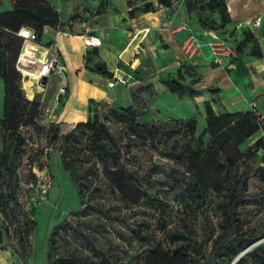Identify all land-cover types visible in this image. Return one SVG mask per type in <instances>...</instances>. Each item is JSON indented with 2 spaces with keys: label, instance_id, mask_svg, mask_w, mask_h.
I'll list each match as a JSON object with an SVG mask.
<instances>
[{
  "label": "trees",
  "instance_id": "16d2710c",
  "mask_svg": "<svg viewBox=\"0 0 264 264\" xmlns=\"http://www.w3.org/2000/svg\"><path fill=\"white\" fill-rule=\"evenodd\" d=\"M140 1L145 2L143 7H138L137 1L128 2L131 18H135L139 11L145 13L153 11L154 2L162 7H171L178 0ZM106 3L102 2V6ZM185 4L187 12L193 15L198 25L197 32L200 36L204 31L215 32L221 36L223 31L230 29L231 33L236 35L237 44L234 46L229 42L236 52L232 62H237L248 55L257 58L262 56L254 33L248 29L238 32L232 23L226 0H185ZM1 5L2 0H0ZM101 13L103 7L96 12V14ZM215 14L218 15V21L215 20ZM71 19L72 15L63 20L61 14L47 0H10V10L0 11V79L4 84L3 116L0 118L2 137L0 182L2 179L6 181L17 178L16 162L24 153L21 127L38 128L35 119L37 106L35 107L33 102L24 100L21 92V77L15 70L24 43L18 33L22 28L31 29L36 33L39 43L51 45V42L44 41V29L50 27L67 32ZM249 45L252 52L248 54L245 51ZM85 67L102 76L113 77L94 47L86 52ZM195 73L196 79L185 84L187 76L193 77ZM199 82L197 67L191 61L184 62L175 77L168 75L163 80L170 92L178 95L179 98L191 99L204 94V90L195 88ZM205 91L210 94V100L204 102L206 127L199 134L196 117L159 122L143 120L142 116L147 114L145 110L154 100L156 92L152 84H140L131 88L134 105L115 108L107 102L91 100L87 122L77 123L67 134H62L59 123H52L45 139L48 147H53L63 138L67 143L79 133L87 132L97 158L102 160L108 157L116 164L115 169L103 168L101 175L106 180L107 186L129 206L128 209L131 211L126 215L136 214V210L133 209L141 205L146 195V187L151 186V179L147 180L137 169H129L126 166L124 163L126 157L133 154V150L136 149L138 153L142 152L141 158L146 159L145 161H152L156 155L172 162L174 171H182L183 174L190 175L186 182L180 183L176 179H172L173 182H166L172 189L178 205L183 208L200 205L204 204L210 194L217 196L215 204L217 224L214 226L217 234L208 255L209 264H264V241L257 243L264 238V233L253 236L244 231L239 213L241 208L264 200V186L255 194L248 192L250 179L260 171V168L255 169L250 160L260 151L264 152L263 119L257 111L229 112L220 102L219 89L209 88ZM151 94L152 99L149 96ZM216 104L223 108L222 112L214 110ZM139 107H143L142 112H138ZM108 123L121 125L124 134H114L109 129ZM259 132L262 135L243 151L241 147ZM137 155L133 154V157ZM86 163L89 164L90 161ZM154 167L157 171L154 173L164 174L161 166ZM93 174H99L94 164L82 168L80 175L69 173L78 186L82 208L72 214L76 221L65 218L54 226L45 243V264H125L117 250L120 247L117 241L122 237L119 232L113 244L115 252L111 255L96 245L102 229H106L104 221L120 222L125 214L115 212L112 216H107L99 212L103 207L102 202H91L88 198L84 201L89 189L88 180ZM260 177L264 184V175ZM85 180L87 182H84ZM2 195L0 184V246L11 232L17 233L20 241L29 243L37 228L36 222L22 224L17 215L15 224L13 225L12 222L9 224L10 215L4 208L7 205L2 202ZM163 234L167 240L179 244L171 253L164 251L163 246L156 243L157 234L151 223H147L145 229L142 228V223L130 229V238L133 241L143 246H153L147 264L151 257L161 256L160 264H169L192 250L196 253L201 252V246L195 239L197 232L185 218H182L180 227L174 230L163 229ZM71 237L74 238L77 246L67 244V248H64L62 243ZM61 247L63 250L60 252ZM241 254L242 256L234 262Z\"/></svg>",
  "mask_w": 264,
  "mask_h": 264
},
{
  "label": "rangeland",
  "instance_id": "374dc122",
  "mask_svg": "<svg viewBox=\"0 0 264 264\" xmlns=\"http://www.w3.org/2000/svg\"><path fill=\"white\" fill-rule=\"evenodd\" d=\"M102 2L108 4L110 0H103ZM5 4L6 0H2L0 11L6 10ZM214 17L218 21V15L215 14ZM103 25L104 21L95 19L92 12L77 5L72 13L68 32L76 35L95 34L98 28ZM220 37L234 46L237 44L236 35L231 33V29L223 31ZM245 52L248 54L252 52L251 45ZM42 55L39 50L37 57L41 58ZM18 59L15 70L21 77V92L24 100L33 102L34 106H37L35 119L38 128L32 129L29 126H22L20 129L24 139L22 147L24 153L21 159L16 162L17 178L6 179V181L2 179L0 182L3 194L2 202L7 205L4 208L10 215L9 224L12 222L14 225L18 215L22 224L35 221L37 228L29 243L20 241L17 233L11 232L8 237H5L0 246V264H45V243L54 226L65 218L76 221L72 214L82 208L78 186L69 173L80 175L82 168L90 164H94L98 168L99 174H93L88 180L89 189L84 201L88 198L91 202H102L103 207L99 212L107 216H112L115 212L125 214L120 222L104 221L106 229H102L99 241L96 242L97 246L111 255L115 252L113 244H115L116 234L119 232L122 237L117 241L120 244L117 250L122 261L125 264H147L153 246H143L137 241H133L130 238V229L135 228L138 223H142V228L145 229L147 223H151L157 234L156 243H160L164 251L171 253L178 248L179 244L167 240L163 234V229L174 230L180 227L182 218H185L187 223L197 232L195 239L201 246V252L196 253L192 250L169 264H209L208 255L213 239L217 234V229L214 228L217 224V215L215 214L217 196L210 194L204 204L189 205L183 208L178 205L172 189L168 187L166 182H173L172 179L179 180L180 183L186 182L190 175H185L182 171H174L172 162L156 155L152 161H145L146 159L141 158L142 152L138 153L135 149L133 154H138L137 157H133L131 154L126 157L124 163L129 169H137L147 180L151 179V186L146 187V195L141 205L133 209L136 210V214L133 216L126 215L130 214L129 206L122 202L119 195L107 186L106 180L101 175L103 168L115 169L116 164L108 157L102 160L97 158V153L94 151L87 132L79 133L76 138H72L67 143L63 138L53 147H48L45 139L46 132L52 123L59 122L62 102L66 99V97L58 96L60 77L52 75L42 86V80H32L31 75L33 74L26 71L29 69L27 67L29 55L24 54L20 60L19 67L22 71L18 69ZM195 79L196 73L193 77L187 76L185 84ZM149 96L151 99L153 98L152 94ZM3 101L4 84L3 80L0 79V118L3 116ZM145 105L146 103H144ZM28 106L30 105L28 104ZM143 107H139L138 112H142ZM222 109L219 104L214 105L216 112H222ZM194 117L198 119L197 133L199 134L206 127L205 109L203 113L197 112ZM108 127L116 135L124 134L121 125L108 123ZM260 134L261 132L250 138L241 149L246 151ZM1 145L2 137L0 136V147ZM86 161H90V163L87 164ZM250 163L255 169L260 168V171L250 179L248 184V192L255 194L264 186L260 177L262 174L264 175V152L260 151L250 160ZM154 166H161L164 174L157 175L154 173L157 172ZM40 167L41 169H39ZM239 213L244 231L253 236L264 233V200L241 208ZM263 241L264 238L257 243ZM65 242L62 243L64 248H67L69 244L77 246L73 237L68 238ZM63 247H61L60 252ZM161 262L162 257L156 256L150 258L149 264H160Z\"/></svg>",
  "mask_w": 264,
  "mask_h": 264
},
{
  "label": "crops",
  "instance_id": "0c3cea01",
  "mask_svg": "<svg viewBox=\"0 0 264 264\" xmlns=\"http://www.w3.org/2000/svg\"><path fill=\"white\" fill-rule=\"evenodd\" d=\"M47 1L63 20L80 5V8L92 12L95 19L104 21L95 34L76 35L50 27L44 29V41L51 42L64 61L63 76L69 92L62 102L58 122L62 134H67L77 123L87 122L91 100L107 102L115 108L134 105L131 88L140 84H152L156 92L145 110L147 114L142 116L143 120L190 119L197 112L203 113L204 102L210 100V94L205 90L213 88L220 90V102L229 112L251 111L250 105L255 103L264 124V22L254 32L262 53L260 58L248 55L237 62L216 66L211 63L209 49L205 47L203 54L191 61L200 76L195 88L204 90V94L193 99L179 98L170 92L163 80L168 75L175 77L181 65L189 61L182 51V43L188 35L185 27L198 31L193 15L187 12L185 0H178L171 7L154 2L153 11H139L135 18L129 15L128 2L137 1L138 7H143L145 2L110 0L109 4L102 6V0ZM226 5L234 25L264 14L263 0H226ZM4 7L5 11L10 10V0H6ZM101 7L103 13L96 14ZM201 35L205 42L208 36L204 32ZM91 37L101 40L96 49L99 58L113 74L112 78L86 69L85 55L92 50L86 41ZM122 79L127 83L118 81ZM112 81L116 83L110 87Z\"/></svg>",
  "mask_w": 264,
  "mask_h": 264
},
{
  "label": "built area",
  "instance_id": "2783aa9c",
  "mask_svg": "<svg viewBox=\"0 0 264 264\" xmlns=\"http://www.w3.org/2000/svg\"><path fill=\"white\" fill-rule=\"evenodd\" d=\"M263 22L264 14H261L253 18L246 19L244 22L236 24L235 27L238 32H240L242 29H248L254 33L262 26ZM185 29L188 30V35L182 43V51L187 60L193 61L197 57L201 56L205 47L209 49L211 63L216 66H223L225 63L230 62L236 57V52L232 45L220 37L217 33L204 31V35L208 36V39L204 42L202 35L200 36L193 28L185 27ZM56 31L61 32L57 29ZM18 35L24 41L18 59V69L22 71V69L19 67L20 60L24 54H28L29 59L27 67L31 70L39 67L37 71L38 74L31 75V79L34 81H41L44 77L48 79L52 75H57L60 77L58 96L63 98L67 97L69 91L67 82L63 76L64 61L61 55L56 52L51 45L39 43L37 41L36 33L31 29L22 28ZM86 44L89 47L98 48L101 45V40L97 37H91L86 41ZM39 50L43 54L41 58L37 57ZM118 81H120L122 84L127 83V80L125 79ZM115 83L116 82L112 81L109 86L113 87ZM250 108L251 111H257L255 103H252Z\"/></svg>",
  "mask_w": 264,
  "mask_h": 264
},
{
  "label": "water",
  "instance_id": "95a60500",
  "mask_svg": "<svg viewBox=\"0 0 264 264\" xmlns=\"http://www.w3.org/2000/svg\"><path fill=\"white\" fill-rule=\"evenodd\" d=\"M46 81H47V79L44 77V78L42 79V81H41V85L44 86V85L46 84ZM241 256H242V254H241L240 256H238V257L235 259L234 262H236Z\"/></svg>",
  "mask_w": 264,
  "mask_h": 264
},
{
  "label": "bare ground",
  "instance_id": "6f19581e",
  "mask_svg": "<svg viewBox=\"0 0 264 264\" xmlns=\"http://www.w3.org/2000/svg\"><path fill=\"white\" fill-rule=\"evenodd\" d=\"M23 57V56H22ZM39 69V67L38 68H34V69H32V70H26V71H30L33 75H37L38 74V72H36L35 70H38Z\"/></svg>",
  "mask_w": 264,
  "mask_h": 264
}]
</instances>
